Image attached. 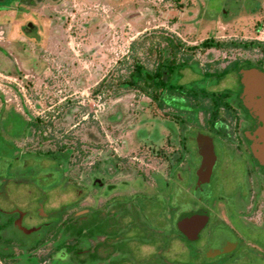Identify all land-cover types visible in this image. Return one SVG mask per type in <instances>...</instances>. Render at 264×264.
Instances as JSON below:
<instances>
[{"label": "rangeland", "instance_id": "374dc122", "mask_svg": "<svg viewBox=\"0 0 264 264\" xmlns=\"http://www.w3.org/2000/svg\"><path fill=\"white\" fill-rule=\"evenodd\" d=\"M228 1L61 0L32 11L0 12L1 58L5 54L0 65V210L23 217V231H15L7 246L24 239L20 249L26 253V245L42 235L35 230L59 222L63 211L75 212L82 190L78 183H90L96 162L108 167L116 156L133 177L150 169L154 160L140 140L147 131L144 119L158 110L146 105L143 94L122 85L135 62L152 70L159 53L174 56V51L177 62L196 60L209 72L235 60L264 61L260 48L238 46L264 45V7L252 15L222 17ZM27 21L35 24V33L25 29ZM211 42L217 46H203ZM179 75L181 84L200 79L188 68ZM221 87L237 93V77L227 76ZM19 114L33 124L25 138ZM216 152L213 192L232 203L246 192L245 161L220 142ZM59 153H69L68 159L55 158ZM191 158L193 165L182 171L178 186L184 207L191 204L195 180L196 157ZM234 225L246 240L264 244V233L238 220ZM242 255L239 251L236 258ZM180 258L204 264L182 248Z\"/></svg>", "mask_w": 264, "mask_h": 264}, {"label": "flooded vegetation", "instance_id": "af4514ba", "mask_svg": "<svg viewBox=\"0 0 264 264\" xmlns=\"http://www.w3.org/2000/svg\"><path fill=\"white\" fill-rule=\"evenodd\" d=\"M60 1L0 0V12L32 11ZM205 6L206 2L202 9ZM230 7L237 13H231ZM263 7L264 0H231L221 16L252 15ZM35 27L26 22V30L35 33ZM2 56L1 65L3 51ZM158 57L162 76L156 99L150 95L153 93L143 94L149 100L146 105L154 104L158 110L155 117L144 119L147 131L140 140L154 160L151 166L145 164L150 169L133 177L132 169L116 156L108 167L96 162L90 183L84 179L78 183L82 187L78 209L63 211L59 222H45L35 230L42 235L36 244L26 245V253L20 249L24 239L14 241L15 249L5 244L15 231H23L22 215L0 210L1 264H20L21 259L24 264H188L180 258L181 248L190 257L200 256L204 264H264V244L246 240L234 225L238 220L254 232L264 233V166L253 155L248 136L257 121L244 103L248 91L256 87L262 88L264 100L263 59L235 60L221 71L209 72L196 60L172 69V56L160 53ZM186 68L200 79L181 84L179 74ZM232 74L238 79L237 93L221 87ZM219 142L245 161L246 192L232 203L227 195L214 194L212 188ZM192 156L197 162L195 180L191 204L184 207L178 186L182 171L193 165ZM205 161L207 176L200 179ZM175 189L179 193L174 195L171 191ZM239 251L243 255L236 258Z\"/></svg>", "mask_w": 264, "mask_h": 264}, {"label": "trees", "instance_id": "16d2710c", "mask_svg": "<svg viewBox=\"0 0 264 264\" xmlns=\"http://www.w3.org/2000/svg\"><path fill=\"white\" fill-rule=\"evenodd\" d=\"M203 46L206 48H214L217 46V44L211 42V43H205ZM238 46L242 47V48H260L261 50L264 51V45L262 43H259V42L240 44ZM174 52H173L174 56H172L174 59L172 61V65H171L172 69L174 67H177V66H185L186 64H188V60H185L181 63H177V61L175 59L176 54ZM158 55L156 57V61H155V64L153 65L152 70H148L145 66H143L139 62H135L133 64V69H132L129 77L123 81L122 85L127 89L135 90L136 92H139L141 94L153 93L150 95L154 99H156V96H157L156 93H157V89H158L157 83L159 82L160 77L162 76V72H161V68H160V66L162 65L161 64V57L159 58ZM13 112L15 114H18L15 110ZM19 116L22 119V122L24 124V132L22 134H24L23 138H25L29 134V131H30L33 124H32V122L24 119L21 114H19ZM68 155H69V153H67L65 155H62L61 153H59V154L54 155V157L55 158L63 157V159L67 160ZM2 228H3V226L0 223V232H1ZM1 241H2V236L0 233V243H1ZM3 259L4 258H3L2 250L0 249V260H3Z\"/></svg>", "mask_w": 264, "mask_h": 264}, {"label": "water", "instance_id": "95a60500", "mask_svg": "<svg viewBox=\"0 0 264 264\" xmlns=\"http://www.w3.org/2000/svg\"><path fill=\"white\" fill-rule=\"evenodd\" d=\"M245 107L250 114L256 119L257 126L253 133L248 136L252 143L253 155L258 164L264 166V100L262 88H253L248 91L244 99ZM209 166L205 161L199 171L200 179L207 176V169Z\"/></svg>", "mask_w": 264, "mask_h": 264}, {"label": "crops", "instance_id": "0c3cea01", "mask_svg": "<svg viewBox=\"0 0 264 264\" xmlns=\"http://www.w3.org/2000/svg\"><path fill=\"white\" fill-rule=\"evenodd\" d=\"M0 65H1V63H0Z\"/></svg>", "mask_w": 264, "mask_h": 264}]
</instances>
